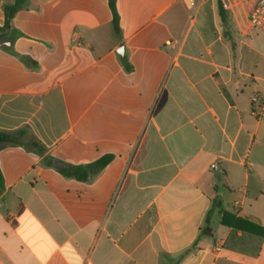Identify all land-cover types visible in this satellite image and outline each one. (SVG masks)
Returning a JSON list of instances; mask_svg holds the SVG:
<instances>
[{"label":"crops","instance_id":"1","mask_svg":"<svg viewBox=\"0 0 264 264\" xmlns=\"http://www.w3.org/2000/svg\"><path fill=\"white\" fill-rule=\"evenodd\" d=\"M221 1L222 17L180 2L176 26L169 4L140 21L116 0L115 30L109 6L107 21L90 0H25L0 46V131L18 141L0 142V264H264V235L221 223L264 228V30L253 0ZM107 154L84 181L45 161Z\"/></svg>","mask_w":264,"mask_h":264},{"label":"trees","instance_id":"2","mask_svg":"<svg viewBox=\"0 0 264 264\" xmlns=\"http://www.w3.org/2000/svg\"><path fill=\"white\" fill-rule=\"evenodd\" d=\"M25 0H13L12 2L3 4L4 12V22L0 26V46H4L3 42L5 40V33L10 27V20L17 12L19 8L24 4ZM222 1L218 0L219 13L222 17L221 10ZM108 6L112 14V24L115 30L119 29V17L117 14L115 0H108ZM17 134H22V131H17ZM0 142H18L16 137L11 133L0 131ZM111 159L110 155H102L101 157L95 159L94 161L86 164H67L58 159L52 157H45L47 164L54 166L62 175L74 177L77 180L84 181L90 174L98 171L100 168L104 167L109 160ZM3 186V179L0 172V187ZM221 223L227 226L232 227L235 230H241L250 234L263 236L264 228L256 225L255 223L248 221L247 219L240 217H233L232 215L223 212L221 217ZM209 227L205 226L201 232L202 234H209Z\"/></svg>","mask_w":264,"mask_h":264},{"label":"rangeland","instance_id":"3","mask_svg":"<svg viewBox=\"0 0 264 264\" xmlns=\"http://www.w3.org/2000/svg\"><path fill=\"white\" fill-rule=\"evenodd\" d=\"M91 4L96 8V16L99 18V20H102L104 18V20H110V12L108 9V0H90ZM123 2H125L126 5H134V7H140L139 8V18L138 20L140 21H147L150 19V17L152 15H154L156 12H158L160 9L166 7L169 4V8L168 10L163 14V16H167L168 14H170L171 12H175L174 16L176 18V26L180 25L182 23L183 20V13L181 10V4L180 0H123ZM116 3V0H115ZM33 1H32V5L33 6ZM243 10L245 11V15H248L247 11H246V6L243 5ZM30 10H33V7H29ZM22 12L20 13H24L23 10H21ZM187 13V12H186ZM188 14V13H187ZM22 14H19V16H17L14 20V24L15 23H21L22 22ZM120 15V21H127L128 19V14L127 13H122L119 14ZM188 16V15H187ZM247 17V16H246ZM25 20V19H23ZM69 22L72 23L70 27V30L78 29L80 28L79 24H81L82 22H85V15H81V14H74L72 15L71 18L68 19ZM34 33V35L38 38H42V39H49L51 37H57L55 34L50 33V31L45 30L40 24L37 25V29H34L32 31ZM55 73H51L49 78L47 79V81L51 80L53 78ZM59 74V73H58ZM2 79L0 78V81ZM44 81V79H40L38 81L35 82H31L32 84L37 85L38 83H42ZM30 83V82H27Z\"/></svg>","mask_w":264,"mask_h":264},{"label":"built area","instance_id":"4","mask_svg":"<svg viewBox=\"0 0 264 264\" xmlns=\"http://www.w3.org/2000/svg\"><path fill=\"white\" fill-rule=\"evenodd\" d=\"M188 11H192L200 0H182ZM251 24L264 30V0H253L249 10ZM251 114L257 118H264V91L255 92L251 98ZM215 166V164H212Z\"/></svg>","mask_w":264,"mask_h":264},{"label":"water","instance_id":"5","mask_svg":"<svg viewBox=\"0 0 264 264\" xmlns=\"http://www.w3.org/2000/svg\"><path fill=\"white\" fill-rule=\"evenodd\" d=\"M117 51H118L119 53L123 54V52H124V47L121 46L119 49H117Z\"/></svg>","mask_w":264,"mask_h":264}]
</instances>
